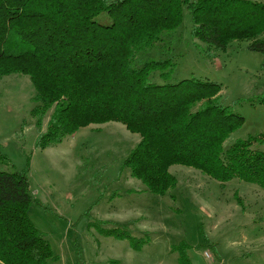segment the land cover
<instances>
[{
	"label": "trees",
	"instance_id": "16d2710c",
	"mask_svg": "<svg viewBox=\"0 0 264 264\" xmlns=\"http://www.w3.org/2000/svg\"><path fill=\"white\" fill-rule=\"evenodd\" d=\"M183 7L207 56L232 41H247L264 56L260 0H0V78L29 76L35 146L115 121L138 134L122 163L154 194L175 186L172 165L264 187V152L252 148L264 133L223 147L243 117L220 102L221 85L194 76L168 82L171 55L142 58L155 47L172 51ZM8 164L0 151V262L45 264L55 256L27 213L39 204L27 170L6 171Z\"/></svg>",
	"mask_w": 264,
	"mask_h": 264
},
{
	"label": "rangeland",
	"instance_id": "374dc122",
	"mask_svg": "<svg viewBox=\"0 0 264 264\" xmlns=\"http://www.w3.org/2000/svg\"><path fill=\"white\" fill-rule=\"evenodd\" d=\"M190 19L183 7L172 51L155 47L142 58L171 55L168 82L194 76L221 85L220 102L243 117L223 147L261 136L263 54L249 50L247 41H232L209 57L192 37ZM33 92L28 75L0 78V151L9 161L6 171L27 170L39 203L27 213L55 256L45 264H264V187L236 178L221 183L172 165L175 186L154 194L122 163L138 134L115 121L92 123L38 148ZM252 148L264 152V142Z\"/></svg>",
	"mask_w": 264,
	"mask_h": 264
}]
</instances>
